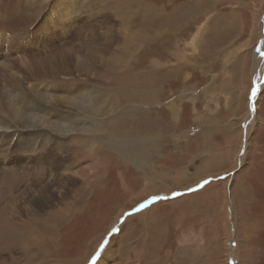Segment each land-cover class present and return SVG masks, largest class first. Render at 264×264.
Returning <instances> with one entry per match:
<instances>
[{
    "label": "rangeland",
    "instance_id": "374dc122",
    "mask_svg": "<svg viewBox=\"0 0 264 264\" xmlns=\"http://www.w3.org/2000/svg\"><path fill=\"white\" fill-rule=\"evenodd\" d=\"M16 1L24 2L0 0V20L14 14ZM75 3L81 14L71 35L57 25L51 0H27L25 13L43 10L25 32L13 22L2 33L0 64L17 69V81L10 76L0 89L23 95L56 82L57 93L61 79L34 81L15 59L92 42L103 51L99 65L118 57L130 67L132 75L123 69L115 86L125 134L112 150L110 129L95 141L70 122L60 147L42 152L51 155L39 164V146L17 149V134L0 132V158L13 169L0 168V178L8 176L0 179V264H93L94 257L98 264L107 250L106 264H264V0ZM49 14L58 36L43 28ZM12 43L20 53L8 51ZM65 80L73 89L84 85ZM18 83L24 88H14ZM38 185L48 187L41 196L52 194L51 201L35 205ZM33 227L29 250L11 244L15 232Z\"/></svg>",
    "mask_w": 264,
    "mask_h": 264
},
{
    "label": "bare ground",
    "instance_id": "6f19581e",
    "mask_svg": "<svg viewBox=\"0 0 264 264\" xmlns=\"http://www.w3.org/2000/svg\"><path fill=\"white\" fill-rule=\"evenodd\" d=\"M75 2L76 0H51L52 8L54 12L56 11V16L58 18L57 25L64 27L62 30L63 31L68 30V32H70L71 35L73 32L70 30L72 28L70 24L71 22L74 21L73 19H75L73 16L77 15L78 13L81 14V9L80 7L78 8ZM24 5H25V8L22 9V6ZM12 6L14 7L13 8L14 12L12 11L14 14L4 15L3 18H1L0 20V52H2V56H3V51H4L3 46H2V40L4 39L3 38L4 35H2V33L5 31H8V23H11L12 24L11 26H13V22H16L17 26L20 25L16 29L21 32H25L24 29L28 28L27 25L29 26L31 23L36 24V16H38V14L43 10L42 7L39 5V7L35 10V12L34 11L31 12L33 14L25 13L26 11L25 9L29 7L27 4V0H24V2H21V3L16 1V3ZM46 6L44 8H46ZM27 11H30V8H28ZM21 19L24 20V23L21 21ZM42 24H43L44 29H47L48 31H50V34H53L54 37L58 36L56 32L55 33L53 32V29L55 27H54V21L52 20V18H50V14L44 16L42 20ZM16 29H15V32H17ZM45 45L47 46L48 44H45ZM91 45H92V42L91 43L88 42L87 44L84 43L82 44V47L80 48L81 44H79L78 42V45H76L75 47L74 45H72L71 47H61L60 49L58 48L57 51L53 53L50 52L46 56L44 55V58L41 57L42 59L35 60V59L26 58V57L19 59V60L15 59L14 62H20V61L25 62L26 70H28V72L31 73L29 77H33L34 81H48V80H55L58 78L61 79L63 84L62 86L57 85L59 88L58 89L59 91L57 93H54L56 90L55 88L56 82L52 84V86L50 87V90H48L47 88H46L47 90L45 89L39 90V89H36L35 87L24 88V85H21L20 83L13 84L14 88L15 87H18L20 89L24 88L25 93L23 95L22 94L16 95L12 92H5L3 88L0 89V111H1L0 113L5 115L8 120L10 119L12 124H17L13 127H9V124H7L8 121H5V119L2 120L3 118L2 119L0 118V132L4 134L9 133V136L11 135V137L13 134H17V138L14 140L12 144V146H14L17 149H20L21 147H23L24 149L29 150L30 148H33L36 145L39 146L41 148V150L39 151L41 153L40 158H37V162L39 164L44 163V161L47 162L48 157L51 155V154H44L42 152H46L50 150L54 144H57L58 147H60V145L62 144V141L64 140L63 136H66L68 134L67 129L69 128L72 122L80 123L82 126H80L78 130L82 131L84 135L89 136L95 141L101 140L103 135L105 136V131L110 129V133L108 135L109 136L108 142H111L113 146H109L108 144L107 146H109L112 150L118 149L117 146H119V144H116V141L119 140L120 137L123 136V134H125V132L121 133L120 129L122 127L118 125L119 118L117 119L118 116L116 114V111L121 105L122 101H121L120 92L115 88V86L120 81L123 80V79H120L122 76L121 71L123 69L124 71H126L125 73L132 75L131 71H129L130 67H127L126 66L127 64L125 65V62L123 61L124 59H119L121 62L118 61L117 59L118 57L114 60V62H116L115 64L108 63L106 66L99 65L100 63H102V60H101L102 58L100 54H102L103 51L99 50L101 49L99 46L95 47L93 45L92 47ZM15 47H16L15 43H12L9 46L8 51L11 50V53L15 55L17 53H20V51L14 50ZM90 48H94V51L88 52V49ZM106 48L110 50L109 45L106 46ZM125 52L130 54L129 51L125 50ZM7 58L8 57L5 56L6 60H8ZM122 62H124V65ZM6 63L5 64L1 63L0 68L2 66L4 68L8 67L7 66L8 64ZM258 65H260V63ZM11 68H13L14 70H12ZM8 69H9L8 71H5V70L0 71V83L7 82L10 76H11V81H14V83L17 81V79L15 80V76H16L15 70L17 69H15L14 67H10V66L8 67ZM75 71L78 73V75L71 76L72 72H75ZM108 71H109V74L105 76V72L108 73ZM74 78L81 79L84 85H81V84L77 85L75 86V89L72 88V85L71 86L64 85V84H67V81L65 79L73 80ZM126 79H128L129 81L132 80V79H129L128 77ZM89 85H91V89L88 88L90 87ZM105 87H108V88H105ZM86 95H88V97H85ZM83 96L85 98H83ZM37 99L41 100L42 102L44 101L45 103L44 108L40 107L42 102H38ZM32 100H34L36 103L33 102ZM104 104L106 105V107H104ZM107 108L111 111L110 116H108L107 118H102L101 113L106 111ZM128 134L131 135V131H129ZM25 140H27L28 142ZM53 150H55V148ZM13 151L16 152L14 149ZM224 154H228V152H225ZM33 156L35 155L32 154V157ZM7 163H8L7 160L0 158V168H2L3 170L9 169V171L12 172L13 169L7 166L8 165ZM4 165H6L7 167ZM99 165L100 164L97 163V167L94 166L97 169H92V170H95L97 173L99 170L98 169ZM5 176L6 178L8 177L7 175ZM49 176L53 179V182L57 183L58 185L62 182L61 180L62 177L61 176L59 177L53 174V172H50ZM4 177L0 179H4ZM87 179L84 178L83 180L85 181ZM39 187H41L42 191H40V193L36 194L35 196L31 198L32 200H35V198L38 199V200L36 199L35 205H38L40 203L41 198H43L44 200L47 199L51 201L54 196V195L52 196V194H49L48 196H45V195L41 196L44 190L47 191L48 187L45 185L44 187H42V185ZM32 188L33 187L28 186L26 189V193L28 191L33 190ZM26 193H24V195ZM33 230H34V227L33 229L26 228L25 231L23 232L18 231L19 234L15 232L14 234L15 236L12 235V237H13V240L14 239L16 240H14L11 244H15V243L18 244L19 241H22L21 243L24 244V248L27 250L28 249L27 247H29L31 244L30 241H32L30 239H32L31 234L34 233ZM15 247L16 246H12L11 248H15ZM107 251L108 252L106 253L105 258L99 261L98 264H106L107 261L110 258H112L111 254L113 250L112 251L107 250Z\"/></svg>",
    "mask_w": 264,
    "mask_h": 264
},
{
    "label": "snow or ice",
    "instance_id": "6c2138e0",
    "mask_svg": "<svg viewBox=\"0 0 264 264\" xmlns=\"http://www.w3.org/2000/svg\"><path fill=\"white\" fill-rule=\"evenodd\" d=\"M253 96L256 95L255 89L253 90ZM205 183H208L207 181H205ZM93 264H96V257L93 258Z\"/></svg>",
    "mask_w": 264,
    "mask_h": 264
}]
</instances>
